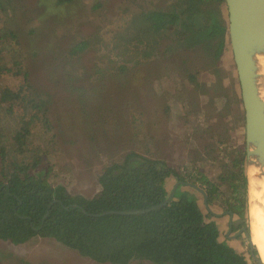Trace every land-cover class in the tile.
<instances>
[{"label":"rangeland","instance_id":"rangeland-1","mask_svg":"<svg viewBox=\"0 0 264 264\" xmlns=\"http://www.w3.org/2000/svg\"><path fill=\"white\" fill-rule=\"evenodd\" d=\"M18 1L14 13L8 7L0 11V40L6 42L0 62L7 72L0 92L23 89L28 100L44 102L45 115L20 101L0 107V152L6 148L9 154L4 175L0 154V180L7 181L11 162L19 158L52 187L91 199L101 191L104 169L130 153L164 160L185 179L181 185L178 177L168 178L165 188L170 195L174 189L173 197L192 186L206 195L204 180L218 187L216 204L228 207L224 214L231 218L220 238L256 264L243 231L250 232L245 114L228 37L216 72L206 46L177 50V30L148 42L139 28H130L139 13L178 11L183 0ZM220 9L226 19L225 5ZM83 42L85 48L74 52ZM151 51L154 60L144 57ZM24 128L29 134L20 145L16 136ZM244 177L242 208L231 185L240 186ZM15 261L100 264L49 238L34 237L21 246L0 240V262Z\"/></svg>","mask_w":264,"mask_h":264},{"label":"trees","instance_id":"trees-1","mask_svg":"<svg viewBox=\"0 0 264 264\" xmlns=\"http://www.w3.org/2000/svg\"><path fill=\"white\" fill-rule=\"evenodd\" d=\"M50 1L64 5L72 0ZM18 4V0H0V11L8 7L14 13L19 10ZM222 4L225 5V0H183L178 11L143 12L139 17V28L146 39L152 38L149 42L159 40V35L164 32L177 30V50L181 52L206 46L210 63L218 72L228 37L226 19L220 9ZM5 44L0 40V55L5 51ZM85 46V42L80 43L73 51L79 52ZM150 54L151 60L156 59L152 51ZM3 65L0 62V78L7 73L2 70ZM187 73L190 82L197 85L196 75ZM22 91L20 88L2 89L0 107L20 101V104H31L38 116L43 112L44 117V102L32 100V97L28 100ZM23 132L16 136L20 145L29 134L27 128ZM0 154L4 175L9 154L6 148L1 149ZM23 165L19 158L13 159L7 181L0 180V240L22 245L34 237L49 238L100 264H133L136 261L249 264L244 256L220 242L218 225L209 220L196 199L188 194L173 197L165 206L147 214L90 216L109 211L147 210L165 203L171 196L165 188L166 180L178 177L183 185L185 179L164 160L130 153L121 164L104 169L99 177L101 191L91 199L73 196L63 187H52ZM204 183L208 204L219 203L222 194L218 187L207 180ZM231 187L238 194L235 200L243 208L245 177L240 186L232 184ZM239 195L243 197L239 198ZM223 209L230 211L226 206ZM233 210L241 211L240 208Z\"/></svg>","mask_w":264,"mask_h":264},{"label":"water","instance_id":"water-1","mask_svg":"<svg viewBox=\"0 0 264 264\" xmlns=\"http://www.w3.org/2000/svg\"><path fill=\"white\" fill-rule=\"evenodd\" d=\"M225 7L228 40L236 67L245 114L247 169L253 161L264 168V99L260 93L261 76L256 61L258 56H264V0H225ZM173 196L174 192L165 203L147 210L109 211L102 215L90 216L147 214L158 207L165 206ZM243 231L248 236L250 251L255 263L264 264V261L255 254L251 233L247 229H243Z\"/></svg>","mask_w":264,"mask_h":264},{"label":"bare ground","instance_id":"bare-ground-1","mask_svg":"<svg viewBox=\"0 0 264 264\" xmlns=\"http://www.w3.org/2000/svg\"><path fill=\"white\" fill-rule=\"evenodd\" d=\"M260 78V93L264 99V56L256 59ZM264 168L257 165L255 161L247 169L248 197H249V219L252 242L264 261Z\"/></svg>","mask_w":264,"mask_h":264},{"label":"crops","instance_id":"crops-1","mask_svg":"<svg viewBox=\"0 0 264 264\" xmlns=\"http://www.w3.org/2000/svg\"><path fill=\"white\" fill-rule=\"evenodd\" d=\"M167 183L171 184V182H169V179H167L166 185H167ZM166 190L168 191V188H166ZM173 191H174V189L172 188L170 190V193H173ZM183 191H187L188 195H191L196 199L198 205L200 206L201 210L203 211V213L205 215L212 213L214 216H217V218L212 217L209 220L216 222V224L218 225V230L220 232V235H221V230H222V232H224L225 230H228L230 228V226H231L230 216L228 214L227 215L224 214L223 208L218 206L216 203L209 205L206 195L199 190L198 186L197 187L192 186L191 188L187 187L186 189H183ZM168 193H169V191H168ZM206 200H207L208 205L206 204ZM218 209L221 210V212H223V214L220 213L218 211ZM219 240H220V242L225 243L223 240H221V238H219ZM15 246H21V245H15ZM16 261L13 263L12 262H6V263L0 262V264H17Z\"/></svg>","mask_w":264,"mask_h":264},{"label":"flooded vegetation","instance_id":"flooded-vegetation-1","mask_svg":"<svg viewBox=\"0 0 264 264\" xmlns=\"http://www.w3.org/2000/svg\"><path fill=\"white\" fill-rule=\"evenodd\" d=\"M73 1V0H72ZM71 1V2H72ZM181 6H182V4H181ZM152 11H155V10H152ZM142 13H139L138 14V16H137V18H138V20H136L137 22H135V21H133V22H135V24L134 25H132L131 24V26H130V28L132 27V28H134V29H137V28H139L141 25L139 24V17H140V15H141ZM134 20V19H133ZM140 29V31L142 30V28H139ZM140 34H141V40H143V39H146V36L142 33V32H140ZM148 42H149V40H152V38L151 37H149L148 39H146ZM80 44V43H79ZM78 45V44H77ZM146 55L147 56H144V57H146V58H149V57H151V54L149 53V55L146 53Z\"/></svg>","mask_w":264,"mask_h":264}]
</instances>
